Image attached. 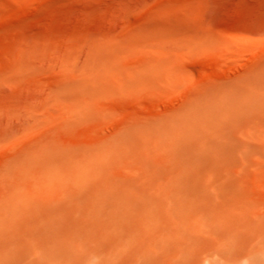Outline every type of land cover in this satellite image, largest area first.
I'll list each match as a JSON object with an SVG mask.
<instances>
[{
    "label": "rangeland",
    "instance_id": "rangeland-1",
    "mask_svg": "<svg viewBox=\"0 0 264 264\" xmlns=\"http://www.w3.org/2000/svg\"><path fill=\"white\" fill-rule=\"evenodd\" d=\"M0 264H264V0H0Z\"/></svg>",
    "mask_w": 264,
    "mask_h": 264
}]
</instances>
